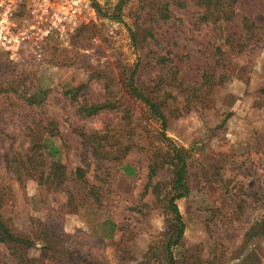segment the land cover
<instances>
[{
    "label": "rangeland",
    "instance_id": "obj_1",
    "mask_svg": "<svg viewBox=\"0 0 264 264\" xmlns=\"http://www.w3.org/2000/svg\"><path fill=\"white\" fill-rule=\"evenodd\" d=\"M245 1V11L262 25L264 0ZM119 4L120 21L111 18ZM150 9L151 0H17L12 32L19 44L0 47V85L23 81L28 95L46 100L39 109L15 92L0 95V176L7 187L0 216L14 234L38 243L31 258L43 247L50 250L43 264H170L173 217L167 199L175 168L162 164L175 147L186 159L190 187L189 196L177 201L185 232L172 248L175 264H264V39L248 45L239 20L220 28L202 24L192 4L155 26V41L139 39L135 47L131 30H139ZM228 35L246 44L228 59L232 79L200 90L203 100L180 117L173 114L166 141L159 123L129 101L122 80L140 61L141 86H152L162 71L156 59L171 52L185 87L199 88L205 72L221 74L215 49ZM107 86L122 106L119 113L83 118L62 96L64 87L85 88L88 99L99 103ZM187 97L181 93L175 108H184ZM45 117L59 130L51 139L54 160L69 172L86 169L99 203L77 181L71 202L64 191L44 193L33 179L20 185L13 175L11 155L25 151L30 131ZM93 132L108 136V153L122 162L99 168ZM154 161L159 168L150 180ZM121 164L134 172L129 175Z\"/></svg>",
    "mask_w": 264,
    "mask_h": 264
},
{
    "label": "trees",
    "instance_id": "obj_2",
    "mask_svg": "<svg viewBox=\"0 0 264 264\" xmlns=\"http://www.w3.org/2000/svg\"><path fill=\"white\" fill-rule=\"evenodd\" d=\"M194 5L198 9V20L202 24H212L214 27H222V25H230L232 22L240 21L242 30L246 34L248 45L264 39V23L257 24L250 15L245 11V0H151V11L144 20L142 26L136 31L131 30V39L135 47L139 44V39L145 42L147 39L155 41L154 28L160 23H167L174 17V9L185 10L189 5ZM98 12L103 10L97 6ZM121 5L117 6L115 13L111 15L114 20H121ZM146 27L143 29V27ZM150 48H151V44ZM227 47V50H224ZM149 47L148 54H153ZM246 44H239L235 39L228 35L224 44L216 47L215 65L221 70L218 78L212 77L209 73L203 74V81L199 88L185 87L184 78L180 76V67L178 61L172 57L169 52L166 56H160L156 59V64L162 67L160 78H156L151 82L152 86L142 88L139 73L143 69L145 63L138 61L127 73V77L122 80V86L126 91L129 101L142 105L150 118L155 119L161 130V137L170 142L166 137V131L169 127L170 118L176 113L182 116L185 109H191L196 102L203 100V95L199 94L202 89L211 90L225 84L232 79L229 73V61L231 55L235 52L241 53L245 50ZM148 57V56H147ZM8 86V85H7ZM0 85V95L16 93L19 98L25 100V103L33 108L43 109L45 100L37 101V93L28 95L27 90L23 86V81L13 82L10 86ZM24 87L21 93L17 88ZM107 96L105 100L95 103L88 99L85 88L64 87L62 96L76 108L78 116L83 118H94L105 112L119 113L122 106L116 98L110 97L109 87H106ZM188 94L186 106L176 109L175 105L178 97ZM125 121L130 122V113L125 111ZM35 130L30 131L28 135V146L24 152H14L9 159L10 170L16 177L20 185L24 184V179H33L39 190L44 193L66 192L69 195V201L75 202L76 198L71 191V185L79 182L80 188L86 193L85 196H91L96 203H99L100 194L98 187L90 185L87 180V171L78 168L74 172L54 160L57 149L54 147L51 139L59 136V130L53 120L44 118V123L34 127ZM40 129V130H38ZM91 149L94 153V159L99 164V168L106 169L107 162H122L121 158L109 154L107 148L111 147L108 136L93 132L91 137ZM173 155H167L163 158L162 167L170 165L175 168L173 186L170 196L167 199V208L173 217V233L167 244V253L169 263L175 264L172 248L179 245L184 237L185 224L183 217L177 205V201L187 198L190 194V187L187 180V162L181 151L174 147ZM123 171L131 175L134 169L131 165H120ZM159 165L154 161L150 166V180L156 176ZM104 174V172H103ZM108 175V174H107ZM7 187L3 184L0 176V204L3 202ZM71 193V194H70ZM113 226V225H112ZM38 243L31 239L23 238L14 234L12 229L7 226L3 218L0 216V264H43L45 253L48 250L43 247L38 258L30 257L29 253L32 249H36Z\"/></svg>",
    "mask_w": 264,
    "mask_h": 264
},
{
    "label": "built area",
    "instance_id": "obj_3",
    "mask_svg": "<svg viewBox=\"0 0 264 264\" xmlns=\"http://www.w3.org/2000/svg\"><path fill=\"white\" fill-rule=\"evenodd\" d=\"M16 5L17 0H6L0 3V47L4 50H12L16 43L19 44V38L12 32L15 26L13 19Z\"/></svg>",
    "mask_w": 264,
    "mask_h": 264
}]
</instances>
